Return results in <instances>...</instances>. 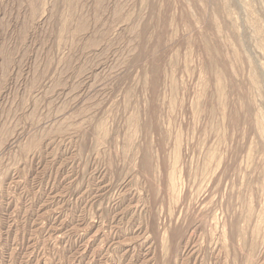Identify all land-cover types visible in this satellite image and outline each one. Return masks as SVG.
<instances>
[{"label": "rangeland", "instance_id": "rangeland-1", "mask_svg": "<svg viewBox=\"0 0 264 264\" xmlns=\"http://www.w3.org/2000/svg\"><path fill=\"white\" fill-rule=\"evenodd\" d=\"M0 264H264V0H0Z\"/></svg>", "mask_w": 264, "mask_h": 264}]
</instances>
